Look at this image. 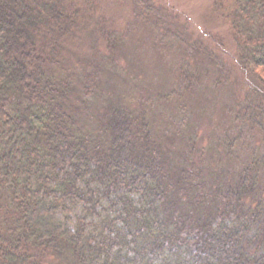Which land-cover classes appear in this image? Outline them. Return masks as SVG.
<instances>
[{
	"label": "trees",
	"instance_id": "trees-1",
	"mask_svg": "<svg viewBox=\"0 0 264 264\" xmlns=\"http://www.w3.org/2000/svg\"><path fill=\"white\" fill-rule=\"evenodd\" d=\"M69 6L0 0V264H264L259 88L234 115L237 135L221 140L229 155L242 140L248 155L232 175L214 155V170L189 161L190 137L179 160L162 150L142 111L120 105L98 132L84 130L66 108L71 78L53 68L76 21ZM218 7L239 63L264 84V0ZM182 75L178 93L196 77ZM175 91L170 121L184 136L191 114Z\"/></svg>",
	"mask_w": 264,
	"mask_h": 264
},
{
	"label": "rangeland",
	"instance_id": "rangeland-1",
	"mask_svg": "<svg viewBox=\"0 0 264 264\" xmlns=\"http://www.w3.org/2000/svg\"><path fill=\"white\" fill-rule=\"evenodd\" d=\"M218 1L63 0L76 21L53 68L59 76L71 78L73 88L65 103L76 112V125L98 132L112 108L142 111L153 137L162 141V150L179 160L181 152L191 148L190 137L194 150L186 154L189 161L201 158L206 170H214V155L232 175L248 155L237 140L232 144L233 159L227 160L230 155L222 151L221 140L237 135L233 118L245 94L256 95L254 89L259 88L264 102V84L239 63L230 25L224 11L216 9ZM168 41L174 45L168 47ZM185 69L197 78L178 93L175 87L183 84ZM173 91L191 114L181 131L184 136L170 121L177 106ZM251 135L260 142L258 133ZM53 262L65 264L60 258Z\"/></svg>",
	"mask_w": 264,
	"mask_h": 264
}]
</instances>
